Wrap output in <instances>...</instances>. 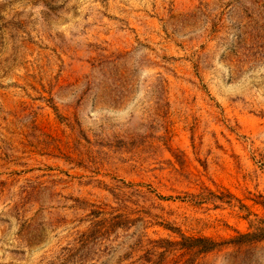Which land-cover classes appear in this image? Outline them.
Listing matches in <instances>:
<instances>
[{
    "label": "rangeland",
    "instance_id": "obj_1",
    "mask_svg": "<svg viewBox=\"0 0 264 264\" xmlns=\"http://www.w3.org/2000/svg\"><path fill=\"white\" fill-rule=\"evenodd\" d=\"M0 264H264V0H0Z\"/></svg>",
    "mask_w": 264,
    "mask_h": 264
},
{
    "label": "trees",
    "instance_id": "obj_2",
    "mask_svg": "<svg viewBox=\"0 0 264 264\" xmlns=\"http://www.w3.org/2000/svg\"><path fill=\"white\" fill-rule=\"evenodd\" d=\"M199 242H203L201 243V247L199 249V251H206L207 248H211L212 246H215V244L211 243V242H208L209 243V247H206L204 244L207 242V241H204L202 239H199Z\"/></svg>",
    "mask_w": 264,
    "mask_h": 264
}]
</instances>
